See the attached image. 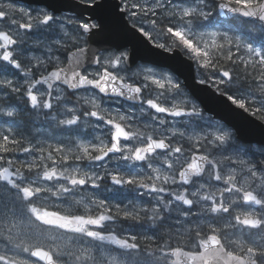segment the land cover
I'll return each instance as SVG.
<instances>
[{
  "label": "snow or ice",
  "instance_id": "obj_1",
  "mask_svg": "<svg viewBox=\"0 0 264 264\" xmlns=\"http://www.w3.org/2000/svg\"><path fill=\"white\" fill-rule=\"evenodd\" d=\"M0 118V264H264V0L0 3Z\"/></svg>",
  "mask_w": 264,
  "mask_h": 264
},
{
  "label": "water",
  "instance_id": "obj_2",
  "mask_svg": "<svg viewBox=\"0 0 264 264\" xmlns=\"http://www.w3.org/2000/svg\"><path fill=\"white\" fill-rule=\"evenodd\" d=\"M20 1H23V2H26V3H29V4H37V5H45V6H46V3H47V0H20ZM68 2L71 3V2H73V0H68ZM64 11H71V10L70 9H64ZM92 47L95 48V47H97V45L93 44ZM209 88H211V85H209ZM197 101L200 103L199 100H197ZM201 106L203 107V109L207 113L211 114L213 117H215L218 120L220 119V116L217 115L216 111H208V108L205 107L204 104H201ZM238 111L241 112V115H240V121L241 122L247 123V124H253V125L256 124V119L257 118H253L250 112L243 113L242 110H238Z\"/></svg>",
  "mask_w": 264,
  "mask_h": 264
},
{
  "label": "flooded vegetation",
  "instance_id": "obj_3",
  "mask_svg": "<svg viewBox=\"0 0 264 264\" xmlns=\"http://www.w3.org/2000/svg\"><path fill=\"white\" fill-rule=\"evenodd\" d=\"M15 3L16 5L20 6V7H30V8H37V7H45L43 5H36V4H28L26 2L23 1H19V0H0V3ZM64 15H72L73 13L71 11H63ZM159 71H164L165 69L161 68L158 69ZM45 127V125H43L40 122H37L30 130L33 132V135H39V132H36V129H43ZM46 135H51V133H46ZM54 142V141H53ZM148 233H152L151 231H149Z\"/></svg>",
  "mask_w": 264,
  "mask_h": 264
},
{
  "label": "rangeland",
  "instance_id": "obj_4",
  "mask_svg": "<svg viewBox=\"0 0 264 264\" xmlns=\"http://www.w3.org/2000/svg\"><path fill=\"white\" fill-rule=\"evenodd\" d=\"M165 72L167 73V70H165ZM190 99H192L193 100V102H195V103H197L201 108H202V106L200 105V103L199 102H197L193 97H189ZM113 108H116V107H119V105H117V104H112L111 105ZM126 106V105H125ZM205 114L206 115H208V116H210L208 113H206L205 112ZM4 119L5 118H0V127H3V128H6V127H8V125L7 124H4ZM50 142H53V141H50ZM17 155H20V154H17ZM148 235H152V233H147ZM109 247H112V246H109Z\"/></svg>",
  "mask_w": 264,
  "mask_h": 264
},
{
  "label": "trees",
  "instance_id": "obj_5",
  "mask_svg": "<svg viewBox=\"0 0 264 264\" xmlns=\"http://www.w3.org/2000/svg\"><path fill=\"white\" fill-rule=\"evenodd\" d=\"M251 112V111H250Z\"/></svg>",
  "mask_w": 264,
  "mask_h": 264
}]
</instances>
